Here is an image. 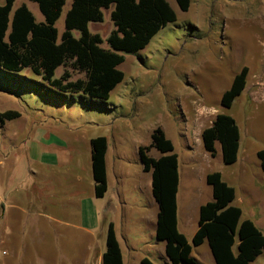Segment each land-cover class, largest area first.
<instances>
[{"label": "rangeland", "instance_id": "obj_1", "mask_svg": "<svg viewBox=\"0 0 264 264\" xmlns=\"http://www.w3.org/2000/svg\"><path fill=\"white\" fill-rule=\"evenodd\" d=\"M5 1L0 0V5H4ZM72 2L67 0L56 24L60 39ZM169 2L178 15L177 21L156 35L144 51L126 55L122 66L125 80L109 100L61 93L30 70L15 73L0 69V111L21 114L19 119L0 123V197H20L23 200L32 185L41 184L42 176L50 173L49 180L52 181L49 187L54 193L62 189H67L69 195L77 190L87 191L86 188L90 189L93 184L90 173L92 139L109 137L112 142L122 131H127V122L136 125L146 123L148 126L156 124L162 127L179 155L182 173L179 230L190 244L198 228V205L213 198L212 188L203 178L204 173L210 172L223 173L225 180L236 188L234 205L242 209V219L252 220L264 234V174L259 169L257 156V150L264 149V77H260L264 72V0H192L188 12H182L176 0ZM22 4L28 6L37 22L44 21L37 4L29 0H16L14 10ZM111 12L112 9L104 10V21L89 26L91 33L102 37L104 48L109 47L107 38L114 30ZM246 66L249 75L253 73L247 94L238 97L231 109L221 108L222 114L236 119L242 132L247 151L245 168L248 170L246 180H243L239 163L226 165L220 153L213 158L202 145L196 149L195 155L190 152L182 136L185 122L181 107L191 105L195 98H203L208 105L215 100L220 102L235 75ZM66 70L71 75V81L85 78L83 73L71 67H60L56 78H60ZM212 75H216L218 81ZM252 99L257 101L253 103ZM189 110L186 109L187 112ZM194 139L200 141L196 137ZM125 149L129 159L128 187L122 197L128 207L136 210L131 214L133 220H138L147 201L134 189L138 182L139 165L130 162L135 159L131 143L127 142ZM187 158L192 159L191 165L187 163ZM55 164H58L57 168L52 167ZM67 165L72 168V173L62 176L61 171H65L63 168ZM188 167H195L191 175H185ZM79 174L82 182L79 181ZM22 182H27L24 189L17 191V185ZM251 182L255 190L253 194L245 191ZM43 189L47 191L45 186ZM23 204L27 206L26 199ZM26 210L30 208L26 207ZM38 210L35 207L29 212H18V226L33 225L26 235L19 237L14 232L8 241L0 242V264H39L44 256V247L51 264H65L72 257H87L95 239L73 228L62 230L66 234L62 244L55 239L56 233L38 235L33 228L37 222L39 226H48L45 218L35 215ZM11 224L17 228L16 220L7 222V225ZM121 224V217L118 216L117 235L124 251H127L125 241L130 243L131 238L121 233ZM2 225L4 227V223ZM54 225L60 228L58 224ZM138 226L137 234L145 242L137 245V250L141 251L138 253L154 264H170L163 250L159 252L160 248L147 250L150 245L155 247L158 241L152 236L150 227ZM96 239L100 244L103 242L102 236ZM158 244L163 249L164 244ZM192 255L199 264H215L207 242L199 247L193 246ZM252 264H264V254Z\"/></svg>", "mask_w": 264, "mask_h": 264}, {"label": "trees", "instance_id": "obj_2", "mask_svg": "<svg viewBox=\"0 0 264 264\" xmlns=\"http://www.w3.org/2000/svg\"><path fill=\"white\" fill-rule=\"evenodd\" d=\"M37 4L44 17L37 22L26 4L14 10L16 0L0 5V69L21 73L30 70L51 88L61 93L83 94L98 100H109L113 91L124 82L120 69L126 55L144 51L152 39L178 19L169 0H73L65 17L61 39L56 26L67 0H29ZM182 12H188L192 0H176ZM112 9L114 30L107 38L109 48L99 34L91 33V23L104 21V10ZM77 33L79 36H76ZM71 67L83 73L84 79L71 81L66 70L60 78L56 71ZM249 68L243 67L221 99L223 109H231L247 87ZM17 111H0V123L19 119ZM204 150L213 158L216 144L221 145L226 165L238 161L241 132L234 117L218 114L212 125L202 132ZM155 149L156 159L149 155ZM108 140H91L95 194L104 198L108 190L106 154ZM145 172L153 174V195L159 206L156 237L165 244L170 264H199L192 255L193 246L208 243L215 264H252L264 254V234L250 220H243V211L233 203L235 189L220 172L209 173L206 182L213 190V200L201 206L198 229L192 239L178 229L179 159L173 142L162 127L152 134V144L139 150ZM264 172V149L257 154ZM103 264H123L122 250L113 223L109 224ZM140 264H154L144 258Z\"/></svg>", "mask_w": 264, "mask_h": 264}, {"label": "crops", "instance_id": "obj_3", "mask_svg": "<svg viewBox=\"0 0 264 264\" xmlns=\"http://www.w3.org/2000/svg\"><path fill=\"white\" fill-rule=\"evenodd\" d=\"M122 66L120 69L123 71ZM240 71H238V73ZM215 77L216 75H212V78L214 80ZM260 77H264V72ZM251 79H253V73H250V75H248L247 87L243 94H247ZM216 81H218L217 77H216ZM117 88L115 90H117ZM256 101L257 100L255 99L251 100V102L253 103H255ZM221 108H222L221 101L219 102L215 100V103L213 104L210 103L208 105L205 102V100H203V98H195V101H193L191 105L181 107L182 120L185 122V131H183L184 133L182 136L185 138L187 142V147L193 155H195L196 149H198L200 145L203 146L201 139L202 132L212 125L213 120L218 114H221ZM186 109L187 110L190 109V110L187 112ZM163 117L164 116H162V118ZM127 123H128L127 131L126 132L122 131L120 134H118L117 139H113L111 142L109 137H106L108 140V151L106 154L108 190L104 198L98 199L95 194V182L93 178V168H92V155H91L90 173L92 174L93 184H91L90 189L86 188L87 191L77 190V192L75 191L76 195L75 192L74 194H71L70 192L71 195H69V191L67 189L66 190L62 189V191H59L58 193H54L52 189H50L49 187L51 185L50 181H52L51 179L49 180V177L52 174L50 173L46 176L43 175L42 183L41 184L34 183L32 185L31 190L26 195L23 194L24 195L23 200H21L20 197L19 199L12 198L9 196L0 197V242L6 240L8 241L10 235L14 232L16 234H19V237L21 235H26L27 233H29L33 223L30 225L18 226L17 225L19 219L18 212L25 213V211L29 212L32 211L33 208L38 207L39 210L38 212L35 213V215L38 217L45 218V220L48 221L47 228H45L44 225L39 226L38 222L35 221L37 223L33 226V228H36V232L38 233V235L43 234L44 232L48 234L56 233V235H54L56 236L55 239L58 241V243L62 244L63 239L66 236V234L62 230L64 228H73L75 231L78 232L81 231L85 233V235L88 234L92 237V239H95L94 241H92L93 243L89 248V254L87 255V257L83 256L81 258L80 257L68 258L66 261L67 264H103V255L106 252V240H107L109 224L113 223L117 234L116 218L120 216L122 223L121 233L129 235V237L131 238V241L129 240L130 243H128V241H125L127 251H124L122 243L117 235L122 250L123 264H140L141 261L146 257L141 256L138 253L141 251L137 250L138 244L141 243L145 244V242H142L141 239L139 238L140 235L137 234V231L139 229L138 224L144 225L147 229L150 227V229L152 230V236H154L157 240L156 231H157L159 206L153 195V174L152 172L144 171L139 150L142 147H149L152 144L153 131L159 125L155 124L154 126H148L146 123L140 125L131 124L130 122ZM195 137L197 139H200V141L196 142V140L194 139ZM127 142L131 143L135 152V159L134 161H130V162H136L139 165L138 166L139 169L137 172L138 182L135 184L134 189L138 190L140 194L145 196V199L147 201V206H145L143 211L140 213L138 220H133L131 214L133 212L136 213V210L134 208L128 207V203L125 201V198L122 197V195L126 192V187H128L127 169L129 164L127 163V161H129V159L127 158L125 152L126 151L125 145ZM244 145L245 143L243 142V136L241 132L238 161L235 164L239 163L238 165L243 170L241 171V178L243 180L244 179L246 180V177L248 175V170L245 168L246 167L245 163H247V151L245 150ZM90 149H91V141H90ZM216 149H217V155L218 153H220V156L222 157L221 145L219 143L216 144ZM259 151L260 150H257V154ZM149 155L156 159L162 156L161 153L155 149H152L149 152ZM178 159H179V155H178ZM187 160H188L187 163L189 164L192 162L191 158H187ZM57 166L58 164L52 165V167L55 168H57ZM63 169H65V171H61L62 176L72 173L71 171L72 168L70 169L69 165H67ZM259 169H261L262 173L264 174L262 170L261 162ZM194 170L195 167L194 168L188 167L187 171L185 172V175H187V173H189L188 175H191ZM56 172H54V174ZM74 172L76 173L77 171ZM32 174L35 173L32 172ZM208 174L209 173H204L203 178H207ZM221 174L223 180L228 185H230L225 180L223 173ZM181 178H182V173L179 162V189L177 195L178 229L180 224L179 194L181 188ZM79 181L80 182L83 181V178L80 174H79ZM26 183L27 182L25 183L22 182L18 184L16 190L19 191L24 189ZM43 186L47 188V191L43 189ZM232 187L236 191V188L234 186ZM27 190H29V188H27ZM245 191H247L248 193L252 192V194L255 192L252 182L250 183V187ZM212 194H213V190H212ZM236 198H237V191H236ZM24 199L27 200V206L23 204ZM203 205L202 204L198 205L197 210H200L201 206ZM26 207H29L30 210L29 211L26 210ZM10 220L12 223L16 220L17 228L13 226L14 224L7 225V222H9ZM3 223H4V227H2ZM54 224H58L60 228H56ZM136 227H138L137 230ZM97 236L103 237V242L101 244L99 243V241H97L96 239ZM159 242L160 241L155 242V247L150 245L147 250L153 251V249L156 250L157 248H160L159 252H162L163 250L164 253L163 255L166 256L165 244L162 242L164 244L162 249V247L158 244ZM38 243L40 245V242ZM46 249L47 248L45 247L42 248L44 256L42 257V259H40L39 264H51L50 260L47 259L48 257L45 254ZM134 253L136 254L134 255ZM126 261H128V263H126Z\"/></svg>", "mask_w": 264, "mask_h": 264}]
</instances>
